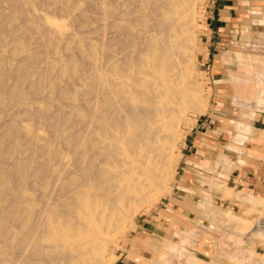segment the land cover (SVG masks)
I'll use <instances>...</instances> for the list:
<instances>
[{
	"label": "bare ground",
	"instance_id": "bare-ground-1",
	"mask_svg": "<svg viewBox=\"0 0 264 264\" xmlns=\"http://www.w3.org/2000/svg\"><path fill=\"white\" fill-rule=\"evenodd\" d=\"M193 2L0 0V264H105L132 205L159 198L176 161L169 117L196 92ZM50 5L75 29L37 13Z\"/></svg>",
	"mask_w": 264,
	"mask_h": 264
},
{
	"label": "rangeland",
	"instance_id": "rangeland-1",
	"mask_svg": "<svg viewBox=\"0 0 264 264\" xmlns=\"http://www.w3.org/2000/svg\"><path fill=\"white\" fill-rule=\"evenodd\" d=\"M192 1L195 2V4H192V10L190 11L192 12L191 14H194L192 15V26L194 25V29L191 30L192 37L188 42L190 47L187 50L188 54L184 56L183 64L188 66L186 69L192 76L191 78L195 80L194 87L196 88V92L192 102H187L185 106L182 105L184 111L180 108V111L172 113L175 117L172 114L169 117V120L174 122L175 131H177L173 137V142L176 145V152L174 153V160L176 161H174L173 171L168 177L166 186L163 188L164 190L159 198L150 199L146 196L142 200L135 202L129 209L127 220H121L119 222V225L113 231L105 247L102 258L105 264H113L118 257H123L131 253L145 258L146 260L142 259L141 261L147 264H200L197 260L193 259L195 253H192L193 250L190 248L192 245L190 239L192 237L199 238L201 241L211 242L209 244V251H213L214 254H212V257L217 260L216 264H264V201L255 199L244 201V199L242 202H238V204H242L241 210L243 209V211L239 210L232 213L244 217L248 222L244 219L230 216L224 209H211L210 211H202L199 213L194 211L198 216L193 218L199 224L193 227L186 224V221L193 219L191 218L192 215L186 213L189 215L187 217L179 209L182 202L177 199V178L179 175L177 169L182 157L183 146L187 143L188 134L195 125L197 117L202 113H206L211 104V88L209 87L208 75L205 71L202 54V45L206 44L204 42L205 38L203 39V33L208 26L210 2L209 0ZM194 5L195 7H193ZM39 7L41 6L39 5ZM43 8L46 9L44 6L41 9L39 8V10L36 7L37 13H42L43 11V13L47 12L50 15L54 13L55 15L50 17L59 21L63 20L62 22H65V27L67 26L66 29H71L72 27L75 29L71 16L72 18H76L73 20L75 22L78 18L74 13H64L62 16L58 10L55 12L51 5L48 6V9H52L53 12L51 10L49 12ZM84 27L82 26L81 28ZM86 30V34L94 35L95 33V31L88 32V28ZM233 49H235L234 52L227 53L236 62V69L239 71L234 78L233 85L229 88H232L233 96L236 97L234 102L237 108L233 109V115L236 120L238 117H243V120L239 118L238 120L248 123L247 118L250 114L247 105L258 104L264 106V69L259 68V63L261 62L259 57L242 53L238 47ZM221 54L220 58L223 59L224 52H221ZM51 82H54V80H51ZM74 86L79 91L82 89V85L80 84H75ZM79 97L78 100L81 98ZM36 102L38 103L40 101ZM80 102H82V98ZM54 105H49L48 110L54 108L52 109L54 111L57 108V104L54 103ZM15 108L16 111H14ZM66 109L70 111V107L66 106ZM17 110L18 107H14L11 110L14 111L12 113L14 114L13 117L18 120L24 117L22 121L32 126H35L36 124L34 123H38L39 121L38 125H42L40 126L42 128L41 130L49 134L46 128L47 126H43L47 124L46 121L43 120L40 122L42 120L40 118H37V121L35 114L17 112ZM178 118L182 119L180 120ZM34 119H36V122ZM177 119L180 120V122L178 121L179 124H176ZM61 127H63L61 130L64 132L68 129L64 125ZM200 185L205 194L203 196H197L196 199L202 204H205V202L217 203L219 202L218 196L224 198L232 195L227 181L213 179V177L204 173L201 176ZM154 188L155 185H151L147 193ZM212 193L217 194V196H213ZM161 221L169 222L171 225V234L155 228L157 223ZM179 226L181 228L178 234L175 230ZM182 234L188 238H184L180 243H176V235L181 236ZM199 256L202 259H209L202 254H199ZM200 262L203 261L200 260Z\"/></svg>",
	"mask_w": 264,
	"mask_h": 264
},
{
	"label": "crops",
	"instance_id": "crops-1",
	"mask_svg": "<svg viewBox=\"0 0 264 264\" xmlns=\"http://www.w3.org/2000/svg\"><path fill=\"white\" fill-rule=\"evenodd\" d=\"M209 2L208 26L203 33L206 44L202 45V54L211 88V104L206 113L197 117L183 146L177 169V199L182 202L179 209L187 217L186 213L193 218L198 216L196 211L224 209L230 216L244 219L232 213L243 211L242 204L238 202L244 199L264 201V106L247 105L250 114L248 123L238 120H243V117L234 118L236 97L229 88L239 71L236 62L227 53L234 52L233 48L238 47L242 53L259 57V68L264 69V0ZM221 52H224L223 59L220 58ZM203 173L213 179L227 181L232 195L218 196L217 203L202 204L196 197L205 194L200 185ZM186 224L194 227L199 222L193 218ZM155 228L171 234L168 221L157 223ZM180 228L176 227L175 232L179 234ZM184 238L188 237L176 235L175 242L180 243ZM190 242L191 251L195 253L194 260L200 264L217 263L212 257L213 251H209L210 241L192 237ZM199 254L209 259H202ZM142 259L145 258L131 253L118 257L113 264H147Z\"/></svg>",
	"mask_w": 264,
	"mask_h": 264
}]
</instances>
